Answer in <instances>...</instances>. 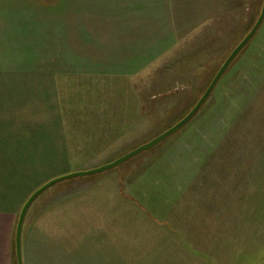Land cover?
Wrapping results in <instances>:
<instances>
[{"label": "rangeland", "instance_id": "rangeland-1", "mask_svg": "<svg viewBox=\"0 0 264 264\" xmlns=\"http://www.w3.org/2000/svg\"><path fill=\"white\" fill-rule=\"evenodd\" d=\"M170 2L173 49L139 76L87 85L85 109L63 110L70 156L53 168H96L174 125L263 4ZM22 237L25 264H264V20L187 124L118 167L47 188Z\"/></svg>", "mask_w": 264, "mask_h": 264}, {"label": "crops", "instance_id": "crops-1", "mask_svg": "<svg viewBox=\"0 0 264 264\" xmlns=\"http://www.w3.org/2000/svg\"><path fill=\"white\" fill-rule=\"evenodd\" d=\"M176 39L170 0H0V264L27 197L65 174L52 166L70 156L63 110L85 109L101 76L148 71Z\"/></svg>", "mask_w": 264, "mask_h": 264}, {"label": "water", "instance_id": "water-1", "mask_svg": "<svg viewBox=\"0 0 264 264\" xmlns=\"http://www.w3.org/2000/svg\"><path fill=\"white\" fill-rule=\"evenodd\" d=\"M263 20H264V0H263L262 8L260 11V15L258 16L255 24L252 26L249 32L238 42V44L232 49L229 55L225 58L221 66L218 68V70L214 74L207 88L205 89L203 94L200 96V98L196 101V103L191 108V110L184 117L178 120L174 125L166 129L162 133L158 134L157 136H155L148 142L140 146H137L136 148L125 153L124 155L116 158L112 162L106 163L104 165H101V166H98L96 168H92L89 170L74 171V172L60 175L58 177L48 180L43 185L38 187L25 201V203L23 204L20 210L19 216H18V220H17L16 227H15V233H14V251H15L16 264H23L21 244H22V229H23L25 215L31 203L40 193L45 191L47 188L51 187L53 184L60 182L62 180L70 179L74 177L90 176V175H94V174L101 173L103 171L111 170L115 167H118L119 165L130 160L136 155L151 149L152 147L159 144L160 142L165 140L167 137L171 136L172 134L177 132L179 129H181L185 124H187L195 116V114L198 112V110L201 108V106L210 96L211 92L215 88L221 76L228 69L232 61L237 57V55L241 52V50L245 48V46L249 43V41L255 36Z\"/></svg>", "mask_w": 264, "mask_h": 264}, {"label": "trees", "instance_id": "trees-1", "mask_svg": "<svg viewBox=\"0 0 264 264\" xmlns=\"http://www.w3.org/2000/svg\"><path fill=\"white\" fill-rule=\"evenodd\" d=\"M246 47V46H245ZM242 51V50H241ZM235 60V59H234ZM234 60L232 61V63L230 64V65H232L233 64V62H234Z\"/></svg>", "mask_w": 264, "mask_h": 264}]
</instances>
